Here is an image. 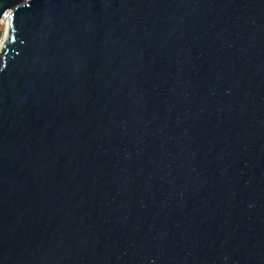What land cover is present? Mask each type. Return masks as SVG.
<instances>
[{
	"label": "water",
	"instance_id": "95a60500",
	"mask_svg": "<svg viewBox=\"0 0 264 264\" xmlns=\"http://www.w3.org/2000/svg\"><path fill=\"white\" fill-rule=\"evenodd\" d=\"M0 264H264V0H0Z\"/></svg>",
	"mask_w": 264,
	"mask_h": 264
},
{
	"label": "rangeland",
	"instance_id": "374dc122",
	"mask_svg": "<svg viewBox=\"0 0 264 264\" xmlns=\"http://www.w3.org/2000/svg\"><path fill=\"white\" fill-rule=\"evenodd\" d=\"M6 19H4V25H0V41L3 40V37L6 33V22H5Z\"/></svg>",
	"mask_w": 264,
	"mask_h": 264
},
{
	"label": "built area",
	"instance_id": "2783aa9c",
	"mask_svg": "<svg viewBox=\"0 0 264 264\" xmlns=\"http://www.w3.org/2000/svg\"><path fill=\"white\" fill-rule=\"evenodd\" d=\"M4 19H5L4 17L0 19V25H4V21H3Z\"/></svg>",
	"mask_w": 264,
	"mask_h": 264
},
{
	"label": "bare ground",
	"instance_id": "6f19581e",
	"mask_svg": "<svg viewBox=\"0 0 264 264\" xmlns=\"http://www.w3.org/2000/svg\"><path fill=\"white\" fill-rule=\"evenodd\" d=\"M5 22H6V20H5ZM6 29H8V24H7V22H6ZM6 35V34H5Z\"/></svg>",
	"mask_w": 264,
	"mask_h": 264
}]
</instances>
